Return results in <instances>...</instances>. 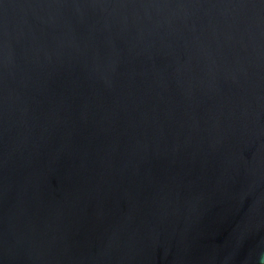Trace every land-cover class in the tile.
Segmentation results:
<instances>
[{
	"label": "water",
	"instance_id": "obj_1",
	"mask_svg": "<svg viewBox=\"0 0 264 264\" xmlns=\"http://www.w3.org/2000/svg\"><path fill=\"white\" fill-rule=\"evenodd\" d=\"M264 0H0V264H263Z\"/></svg>",
	"mask_w": 264,
	"mask_h": 264
},
{
	"label": "trees",
	"instance_id": "obj_2",
	"mask_svg": "<svg viewBox=\"0 0 264 264\" xmlns=\"http://www.w3.org/2000/svg\"><path fill=\"white\" fill-rule=\"evenodd\" d=\"M264 264V263H263Z\"/></svg>",
	"mask_w": 264,
	"mask_h": 264
}]
</instances>
